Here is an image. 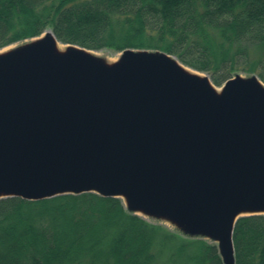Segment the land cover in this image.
Returning a JSON list of instances; mask_svg holds the SVG:
<instances>
[{"label":"water","instance_id":"1","mask_svg":"<svg viewBox=\"0 0 264 264\" xmlns=\"http://www.w3.org/2000/svg\"><path fill=\"white\" fill-rule=\"evenodd\" d=\"M51 30L0 52V197L95 192L217 243L264 213V84L220 87L173 55L126 48L108 63Z\"/></svg>","mask_w":264,"mask_h":264},{"label":"trees","instance_id":"2","mask_svg":"<svg viewBox=\"0 0 264 264\" xmlns=\"http://www.w3.org/2000/svg\"><path fill=\"white\" fill-rule=\"evenodd\" d=\"M46 29L91 50L164 51L216 86L236 70L264 83V0H0V49ZM175 238L120 197H0V264H156ZM232 239L235 264H264V213L240 216ZM171 243L177 264H223L216 243Z\"/></svg>","mask_w":264,"mask_h":264},{"label":"rangeland","instance_id":"3","mask_svg":"<svg viewBox=\"0 0 264 264\" xmlns=\"http://www.w3.org/2000/svg\"><path fill=\"white\" fill-rule=\"evenodd\" d=\"M46 30H50V29H46ZM41 35H43V34H41ZM41 35L29 38V39H24V40H21V41H17L15 43L7 45V46L3 47L2 49H0V52L9 50V49L14 48L16 46H19V45L25 44L27 42H30L32 40H35L37 37H39ZM263 46H262V48L264 50ZM260 49H261V47L258 46V47H255V49H251L249 51L251 60H255L256 57L257 58L259 57V54L263 52V50H260ZM135 50H137V49H135ZM122 51H117V50H114L112 48H107L106 47V48H103V49H100V50H91V53H93L96 56H99V57L103 58L107 62L108 61L112 62V61L118 60V58L121 55ZM200 73L203 74V75L205 74V75H207L210 78V75H209L208 72H200ZM235 75H240L241 77H250V76H253V75H256V74L255 73H247V72H245L243 70H236V71L233 72V75L231 77H233ZM214 88L216 90H220V87H218V86L214 85ZM130 212H133V211H130ZM133 213H136V214L140 215L141 217H143L149 223L160 225L163 228H165L166 230H168L170 233L176 234L175 241H170V242H174V244H175V242H180V241H183V240L184 241H187V240L190 241V240H194V239H197V238L203 239V240H205L207 242L216 243V242L210 240L207 237H202V236H199V235L186 234L182 230H180L178 227H176L174 224H172L171 222H169L168 220H165L163 218L148 216V215H145V214H143L141 212H133ZM245 215H247V214H245ZM169 243L167 244L166 248L162 251V253L159 255V258L156 260V264H177V263L173 262V260H171V258H172L171 257V254H172L171 252L173 250L172 249L173 243H171L170 245H169Z\"/></svg>","mask_w":264,"mask_h":264},{"label":"bare ground","instance_id":"4","mask_svg":"<svg viewBox=\"0 0 264 264\" xmlns=\"http://www.w3.org/2000/svg\"><path fill=\"white\" fill-rule=\"evenodd\" d=\"M56 48H57L58 50L62 51V50L65 48V46L62 45L60 42L57 41V43H56ZM1 52H5V51H1ZM112 62H114V61H112ZM112 62L108 61V63H112ZM183 67L185 68L186 71H188V72H190V73H194V74H199V75H201V73H200L199 71L193 70V69H191V68H189V67H187V66H183Z\"/></svg>","mask_w":264,"mask_h":264}]
</instances>
